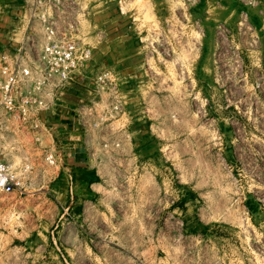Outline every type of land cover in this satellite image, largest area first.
<instances>
[{
  "label": "rangeland",
  "instance_id": "1",
  "mask_svg": "<svg viewBox=\"0 0 264 264\" xmlns=\"http://www.w3.org/2000/svg\"><path fill=\"white\" fill-rule=\"evenodd\" d=\"M72 1L77 38L140 73L152 125L135 164L129 143L119 164L23 153L0 264H264V0Z\"/></svg>",
  "mask_w": 264,
  "mask_h": 264
},
{
  "label": "built area",
  "instance_id": "2",
  "mask_svg": "<svg viewBox=\"0 0 264 264\" xmlns=\"http://www.w3.org/2000/svg\"><path fill=\"white\" fill-rule=\"evenodd\" d=\"M73 4L21 0L14 17L24 12L28 21L6 28L0 47V195L24 188L33 168L22 156L27 151L41 153L48 166L73 151L84 154L85 164L99 163L123 150L116 131L139 123L141 139L149 134L151 105L138 93L140 73L121 61L98 59L94 47L77 38L78 21L68 16ZM60 127L66 136L59 138Z\"/></svg>",
  "mask_w": 264,
  "mask_h": 264
},
{
  "label": "crops",
  "instance_id": "3",
  "mask_svg": "<svg viewBox=\"0 0 264 264\" xmlns=\"http://www.w3.org/2000/svg\"><path fill=\"white\" fill-rule=\"evenodd\" d=\"M18 7L19 6L17 5V6H14V8H12V9H7V10L1 9V11H0V21H3V23H5V25L3 26L5 28L0 30V47L2 46V43L6 42V40H7L8 34H6V31H7L6 28L10 27V25L12 24L14 14L18 13ZM138 125H139V123H135L133 125L125 127L122 130L116 131L117 132L116 134L121 138L122 144L123 143H127V144L129 143L130 145H132L133 153L131 152V155H132L131 161L133 164L136 163V159H135L136 156H134L135 151H136V147L144 144V142H141V143L139 142L141 134L138 133V129L139 128L141 129L142 126H140V125L138 126ZM137 140H138V143H137ZM126 152L128 153L129 149ZM116 153H117L116 156H113V158H112L113 164H114V162L117 164L120 163V161L124 158L125 151L120 150V151H117ZM71 154H70L71 156L69 155L70 156L69 158H71L73 161H75L76 164H78V165H84L85 164L84 163L85 162V156L82 152L73 151Z\"/></svg>",
  "mask_w": 264,
  "mask_h": 264
}]
</instances>
